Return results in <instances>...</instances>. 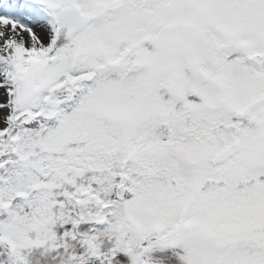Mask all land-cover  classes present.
<instances>
[{"label": "snow or ice", "instance_id": "snow-or-ice-1", "mask_svg": "<svg viewBox=\"0 0 264 264\" xmlns=\"http://www.w3.org/2000/svg\"><path fill=\"white\" fill-rule=\"evenodd\" d=\"M0 264H264V0H0Z\"/></svg>", "mask_w": 264, "mask_h": 264}]
</instances>
